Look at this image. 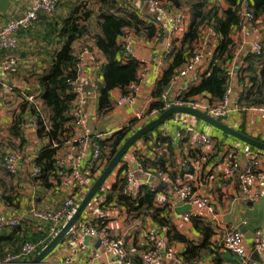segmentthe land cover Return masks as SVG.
<instances>
[{"label": "crops", "instance_id": "0c3cea01", "mask_svg": "<svg viewBox=\"0 0 264 264\" xmlns=\"http://www.w3.org/2000/svg\"><path fill=\"white\" fill-rule=\"evenodd\" d=\"M37 1L3 0L0 2L3 8V12L0 11V30L8 21L21 18ZM215 2L221 8H226L224 0ZM100 7L99 0H60L53 15L42 14L28 30L17 32V47L14 51L0 50V215L12 218L24 217V221L17 227L0 231V263L9 253H18L25 242L47 240L52 237L54 227L49 223H43L40 227L41 231L37 230L36 223L29 217L31 208L56 211L62 206L63 201L72 195H76V199H81L100 175L98 172L93 175L87 174L85 169L89 164L90 155L87 152L81 158L79 157L77 145L73 139L74 135L72 137V132H68L61 139L62 144L56 151V166L59 170H69V172L72 168H77L82 172L83 178L78 185H75L68 177H65L69 173L62 176L57 170L55 177L48 178L50 186H41L39 181L35 180L37 169L33 161L47 141L36 138L33 116L26 108L23 109L25 120L23 137L26 143L22 151H19L23 158L20 161L17 175L8 173L1 164V156L4 152L15 151L9 150L12 147L11 144L18 145L19 143L17 138H12L9 134L14 116L20 112V106L26 102L27 96L38 93L36 79L52 64L55 53L64 40L58 32L73 11H77L78 8L77 15L81 12L87 15L85 25L88 28V34L72 43V53L77 56L83 48L88 47L95 54L98 62L94 64L88 56L83 55L80 67L77 68L76 80L82 87V108L88 132L93 136L103 134L101 140H104L132 122L136 113L142 114L141 123L137 125L143 124V126L156 116L155 112H149V106L154 101L152 93L157 82L172 62V57L167 56V46L174 44L180 48L183 36L176 38V35H168L163 25L161 26L162 35L160 34L156 40L147 41L135 35L133 30L128 29L127 31L133 35V58L142 63L137 73L138 81L134 101L130 105L118 107L115 103L122 93L121 90L114 89L110 92L113 109L101 117L98 114V89L102 84L100 69L105 64V59L96 48L94 39L100 31L98 26ZM135 8L138 9L136 12L140 18L148 23L153 21L159 28L156 15L151 9L141 3ZM135 8H129L118 1L115 11L116 14L123 15L124 12H133V10L135 12ZM185 16L186 32L189 16L188 14ZM202 34V39L198 40L193 47L194 55L199 54L201 58L193 71L183 77H176L170 82L166 90L167 99L170 102L176 101L179 94L187 93L190 87L199 82V76L209 69V63L220 38L204 31ZM230 37L235 44V58L227 64L231 72L229 74V86H231L229 99L236 101L241 92L240 87H242L238 83L239 72L242 67L244 68L242 59L250 51L253 42L264 43V14L257 18L252 29L246 34L231 33ZM10 56L15 58V61L13 69L6 72L1 66ZM261 69L263 68L259 66L256 73L258 74ZM195 76H198L196 83L193 82ZM246 84L248 87L247 80H245ZM39 98L38 96L36 101L41 110L42 105ZM208 98L207 94L194 96L193 103L207 105ZM253 108L241 107L239 111H233L218 121L240 133L243 132L241 134L264 142V115ZM179 115L181 114L172 115L153 132L151 131L148 137L138 140L131 146L115 170L105 180L101 187L102 190L100 189V192L90 201L73 230H78V227L91 220L104 221L111 238L124 240L125 250L133 264H138V255L150 246L152 235L165 240L181 256L186 249V244L176 239L170 240L167 237V227L158 226L149 214L140 215L131 220L124 205L118 204L114 198L107 199L110 189L121 179L125 170L135 171V178L143 181L145 175L138 172V169L143 170L144 163L147 168L151 169H148V172L154 171L150 177L153 181L150 183L148 179V182L156 189L154 207L162 209L161 217L168 219L175 231L193 245L201 243L202 234L193 227L192 222L182 220L183 203L169 186L168 181H187L196 193L210 197L215 207L214 220L205 224L211 231L208 239L210 248L208 251H202V254L205 253L197 261L202 264H241L238 256L224 251L221 245L225 232L230 228H237L240 232L243 230L241 233L245 253L250 262L264 264V243L261 245L254 243L256 231L264 225V152L249 149L248 145L226 134L225 136L224 133L192 116ZM179 119L185 122L183 129L187 133V139L168 146L156 140L155 133L158 131L171 133L180 127L182 124ZM74 133H76L75 128H73ZM198 133L210 137L212 145L202 148L194 147L195 135ZM249 153L257 155L259 159V167L254 173V182L250 192V195L256 194L257 197L254 199L251 197L252 200L244 192L238 179L230 180L225 175L231 154L237 156L239 163L237 172H241L247 163ZM159 160L162 161L163 166L154 165ZM76 233L78 234L77 231ZM78 239L77 242L71 244L66 236L46 260L56 264L63 263L66 258H69L72 264H109L111 262L109 256L102 251L98 253L95 260L91 258L90 253L95 245V239L85 235H78ZM25 261L26 259L21 260V262ZM161 263L172 264L164 259Z\"/></svg>", "mask_w": 264, "mask_h": 264}, {"label": "trees", "instance_id": "16d2710c", "mask_svg": "<svg viewBox=\"0 0 264 264\" xmlns=\"http://www.w3.org/2000/svg\"><path fill=\"white\" fill-rule=\"evenodd\" d=\"M118 1L121 4L124 3V0H99L101 5L98 16L100 31L94 36V39L96 48L103 54L105 59V64L100 69L102 84L98 89V114L101 117L113 109L110 99V92L112 90L119 89L122 95L128 94L129 86L132 84L137 85L138 81L137 73L141 64L134 58H128L123 62L121 48L118 45L119 37L128 29L133 30L135 35L147 41L156 40L160 34L162 35V28L156 27L153 21L152 23H148L140 18L136 12L138 10L136 8L135 12L133 10V12H124L123 15L116 14L115 8ZM166 1L175 11L188 14L189 24L180 41L181 47L177 48L172 43V51L170 53L172 62L163 72L152 93L154 101L149 106V112H156V116L153 119L164 112L162 109L163 101L160 99L161 94L167 90L173 77L186 61L194 55L193 47L198 40L202 39V32H205L207 28L212 30L213 35L215 34L220 38L219 44L209 63V69L199 76V82L190 87L181 101L192 103L194 96H203L204 94L209 95L208 104L221 101L230 85L227 64L231 63L235 58V44L230 36L239 20L237 0H224L225 9L215 2L217 0ZM78 8L77 11H73L71 16L64 21L61 30L58 32L64 40L59 50L55 53L52 64L46 72L39 75L36 79L39 99L42 105L41 110L37 107L39 106L38 104L35 105L26 101L20 106V112L14 116L9 128L10 136L19 140L18 145L11 144L12 147L9 150L22 151V147L26 143L23 137V126L25 125L23 109L26 108L33 116V120L36 121V138L40 140L46 139L47 141V144L38 151L33 161L35 168L38 170L35 180L39 181L40 185L44 187L50 186L48 178L55 177V172L59 170L56 166L55 155L58 147L62 144L61 139L68 132H72V137L75 135V133L73 134V119L69 116V110L75 100V95L70 92V82L76 80L77 77V56L72 53L71 45L75 40L88 34V28L85 25L87 15L82 14V12L80 15H77ZM251 8L255 18L254 21L256 22L257 18L264 14V0H251ZM263 55L264 53L253 55L247 52L242 59L244 68H241L240 75L238 76V83L242 86L236 100L238 107L258 108L264 106ZM259 66L263 69L257 74L256 70ZM245 80L249 84L248 87L247 84L245 85ZM141 120L134 118L132 122L104 140H99L96 138V135L89 134L90 141L97 142L101 149H103L102 166L106 165L113 158L127 138L143 126V124L137 125V123H141ZM152 132L142 136L141 139L148 137ZM155 136H157L156 140H160L164 145H172L170 136H163L160 131L155 133ZM248 148L257 150L251 146H248ZM159 164L163 166L161 160L157 161L154 165L158 166ZM148 169L151 170L143 163V170L148 172ZM97 170H101V167L98 166L93 169L91 174L93 175ZM59 171L62 176L69 173V170L62 171L60 169ZM153 172L150 171V174L153 175ZM124 184L125 180L121 177L110 189L107 199L111 200L114 198L118 204L124 205L128 210L129 219L131 220L140 215L149 214L158 226L167 227V237L170 240L176 239L186 244V249L181 255L184 263L197 261L205 253L202 254V251H208L210 248L208 239L211 231L209 226L205 225L207 224L206 222L204 223L199 218H191L193 227L199 230L203 237L199 245H193L175 231L168 219L161 217L162 209L154 207L155 188L151 191L148 186L142 185L136 197L133 198L123 195ZM51 239L48 238L45 244L40 246L32 257L34 258ZM38 241L32 243H37Z\"/></svg>", "mask_w": 264, "mask_h": 264}, {"label": "built area", "instance_id": "2783aa9c", "mask_svg": "<svg viewBox=\"0 0 264 264\" xmlns=\"http://www.w3.org/2000/svg\"><path fill=\"white\" fill-rule=\"evenodd\" d=\"M60 0H38L35 2L25 14L18 19L10 20L0 30V50L14 51L17 47V32L21 30H28L33 24H35L41 14L51 15ZM144 4L156 15L157 24L160 28L165 25L168 35L183 36L185 33V14H182L178 11H175L167 3L166 0H124V4L129 8H135L137 4ZM238 10H239V20L232 32V34L244 35L255 23V18L251 8V0H237ZM205 32L212 34V30L207 28ZM133 35H131L127 30L119 37L118 45L121 48V57L123 61L128 58H133L134 49H133ZM167 56H170L172 51V45L168 44L167 46ZM250 53L253 55H260L264 53V43L262 42H253L250 46ZM88 56L90 61L94 64H98L95 54L89 50V48H83L82 52L76 57V67L79 69L82 56ZM201 55L196 54L190 57L186 63L181 67L178 73L173 77H183L187 73L194 70L196 63L200 60ZM15 58L9 57L4 64L2 63V70L10 71L13 69ZM140 62V61H139ZM140 64H142L140 62ZM231 74V72H229ZM172 79V80H173ZM198 81V76L193 78V82ZM70 92L75 95V100L73 106L69 110V116L73 119L74 128L76 133L73 137L74 142L77 143V150L79 157L86 154L87 152L90 155L89 164L85 171L88 175H91L92 170L101 167V170H97L99 174L104 169V166L101 165L103 159V149L97 142L90 141L89 132L86 127L85 114L82 108L83 98H82V87L79 84L78 80L70 82ZM137 85L132 84L129 86V93L121 95L116 101L118 107L124 105H130L134 101V96L136 93ZM187 89V88H186ZM231 93V86L228 87L225 96L219 102L213 104L202 105L200 103H185L182 102V98L185 93L179 94L176 98V101L170 102L167 99V92H163L160 96V99L163 101V111L167 110L172 106H188L195 108L206 115L216 119L221 120L225 118L229 113L233 111H239V108L236 101H231L229 95ZM39 93H34L26 97V101L29 103H34L37 105V98ZM39 108V106H37ZM254 109V108H253ZM264 115V106L255 108ZM156 115V112H155ZM183 115V114H181ZM179 115V116H181ZM190 117L189 115H186ZM142 114L136 113L134 118L141 120ZM181 126L177 127L173 132L167 133L162 132L163 136H170L171 143L176 144L178 141L187 139V133L183 129L185 122L179 119ZM178 121V122H179ZM33 125L36 129V121L33 120ZM96 138L101 140L103 134L96 135ZM212 145V140L207 135L198 133L195 135L194 147L202 148L204 146ZM231 160L229 161V167L226 170V177L228 179H238L241 183L243 190L250 197V200L257 197L256 194L250 195L251 186L254 182V173L259 167V159L257 155L249 153L247 163L244 166L241 172H237L239 163L237 156L231 154ZM21 161V156L15 151H6L1 157V164L3 168L10 173L11 175H17L19 171V165ZM38 170H36V173ZM138 172L145 175L143 181H139L135 178V171L125 170L122 177L125 180L123 187V195L135 198L138 194V190L142 185H146L150 188L151 191L154 190V187L148 182V179L151 177L150 172H146L142 169H138ZM67 175V174H66ZM161 175V174H159ZM65 177H68L72 183L78 185L82 180V172L77 168H72L69 174ZM97 177V176H95ZM169 182V186L172 188L178 199L183 203V206L190 207V210L184 212L181 216L184 222H191V218H199L202 221L209 222L213 221L215 218V207L208 195H199L196 193L191 185L187 181H175ZM102 190V188H101ZM84 196V195H83ZM82 196V198H83ZM95 197V196H94ZM93 197V198H94ZM252 197V199H251ZM81 198V199H82ZM80 198L76 199V195H72L65 199L62 203V206L56 211L40 210L31 208L29 211V217L32 219L36 225L37 230L41 231V226L43 223H49L54 227V233L51 238H53L65 222L70 218V216L75 211ZM24 221V217L19 216L18 218H12L5 215H0V231L5 228H15L21 222ZM73 226L70 232L66 235L71 242V244L77 242L79 236H88L91 239H95V245L91 249V258L95 260L98 257V253L101 251L109 256L111 262L109 264H133V262L128 258V253L125 250V242L121 238H111L108 233L107 224L100 220H91L88 223H85L78 227V230H73ZM75 231V232H74ZM78 232V234L76 233ZM46 242L45 239H40L37 243L25 242L21 247L18 253H9L4 261L0 264H28L32 259V255L37 251V249L44 245ZM96 243L98 245L96 246ZM255 245H261L264 243V225L258 229L255 233L254 239ZM222 249L226 252H229L233 255L239 257L241 264H256L250 262L247 254L245 253V245L242 233L237 228L228 229L222 240H221ZM47 258V257H46ZM46 258L39 264H56L53 262H48ZM22 259H26L25 262H21ZM162 259L169 261L172 264H202L200 261H194L192 263H184L181 256L176 253V251L167 244L165 240L159 237H154L152 235L151 244L147 249L140 252L138 255L139 264H162ZM60 264H72L69 261V258H66L63 263Z\"/></svg>", "mask_w": 264, "mask_h": 264}, {"label": "water", "instance_id": "95a60500", "mask_svg": "<svg viewBox=\"0 0 264 264\" xmlns=\"http://www.w3.org/2000/svg\"><path fill=\"white\" fill-rule=\"evenodd\" d=\"M0 2H3V0H1ZM0 11L3 12V8L1 6ZM174 114H184L192 116L198 119L199 121L213 127L214 129L226 134L227 136L232 137L243 144L254 147L264 152V142L241 134L240 132L230 128L229 126L223 124L222 122L206 115L205 113L195 108L188 106H172L162 112L155 119L146 123L143 127L139 128L135 133H133L129 138H127V140L122 144L117 153L113 156V158L106 164L105 168L102 170L100 175L95 179L92 186L89 188L87 193L79 202L78 206L76 207L75 211L70 216V218L65 222V224L61 227L57 234L28 264H39L63 241L66 235L70 232L71 228L78 222L90 201L100 191L105 180L115 170V168L120 163L122 157L131 148V146L135 144L138 140H140L142 136L158 128L166 119H168ZM152 181L153 178H149V182L151 183ZM183 209L184 212H186L190 210V207L184 206ZM241 232H243V230ZM97 245L98 243H96V246Z\"/></svg>", "mask_w": 264, "mask_h": 264}, {"label": "rangeland", "instance_id": "374dc122", "mask_svg": "<svg viewBox=\"0 0 264 264\" xmlns=\"http://www.w3.org/2000/svg\"><path fill=\"white\" fill-rule=\"evenodd\" d=\"M216 131V130H215ZM217 132V131H216ZM16 152H18L19 153V151H17V150H15ZM19 155L21 156V159L23 158V156H22V153H19Z\"/></svg>", "mask_w": 264, "mask_h": 264}]
</instances>
